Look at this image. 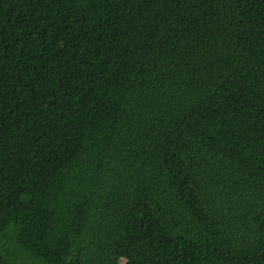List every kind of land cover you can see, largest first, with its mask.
Returning a JSON list of instances; mask_svg holds the SVG:
<instances>
[{
  "label": "trees",
  "instance_id": "16d2710c",
  "mask_svg": "<svg viewBox=\"0 0 264 264\" xmlns=\"http://www.w3.org/2000/svg\"><path fill=\"white\" fill-rule=\"evenodd\" d=\"M0 264H264V0H0Z\"/></svg>",
  "mask_w": 264,
  "mask_h": 264
}]
</instances>
